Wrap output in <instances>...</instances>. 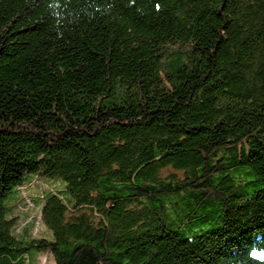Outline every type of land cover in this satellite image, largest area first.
<instances>
[{
	"label": "trees",
	"instance_id": "1",
	"mask_svg": "<svg viewBox=\"0 0 264 264\" xmlns=\"http://www.w3.org/2000/svg\"><path fill=\"white\" fill-rule=\"evenodd\" d=\"M33 175L66 183L42 198L52 238L16 233L7 198ZM253 252L264 0H0V264H264Z\"/></svg>",
	"mask_w": 264,
	"mask_h": 264
},
{
	"label": "rangeland",
	"instance_id": "2",
	"mask_svg": "<svg viewBox=\"0 0 264 264\" xmlns=\"http://www.w3.org/2000/svg\"><path fill=\"white\" fill-rule=\"evenodd\" d=\"M235 175L238 176L239 172H236ZM29 178L31 179L26 185L17 191L15 190V192L7 198V202L12 203L11 208L13 209V214L18 218L19 229L16 233L19 235V233H21L20 231L29 229L33 236L40 237V235L46 234L49 230L43 224L41 218L42 198L50 192L62 193L66 187V183L63 180L51 177L33 175ZM14 201H16L15 204L13 203ZM30 223L33 224L31 227H28ZM49 233L52 238V231L49 230ZM53 262L54 259L49 253L36 254L37 264H51Z\"/></svg>",
	"mask_w": 264,
	"mask_h": 264
},
{
	"label": "snow or ice",
	"instance_id": "3",
	"mask_svg": "<svg viewBox=\"0 0 264 264\" xmlns=\"http://www.w3.org/2000/svg\"><path fill=\"white\" fill-rule=\"evenodd\" d=\"M252 255H253V256H257V255H259L260 258L264 259V253H259V254H258L257 252H253Z\"/></svg>",
	"mask_w": 264,
	"mask_h": 264
}]
</instances>
